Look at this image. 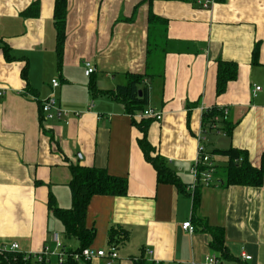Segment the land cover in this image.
Listing matches in <instances>:
<instances>
[{"label":"crops","instance_id":"0c3cea01","mask_svg":"<svg viewBox=\"0 0 264 264\" xmlns=\"http://www.w3.org/2000/svg\"><path fill=\"white\" fill-rule=\"evenodd\" d=\"M54 1L0 0V85L7 88L0 99V254L56 249L53 232L65 249L78 247L64 237L48 199L71 206L70 166L79 165L104 168L127 183L124 195H93L85 216L95 229L91 247L108 248L112 227L126 232L125 239L116 232L118 257L79 264H199L212 253L222 264H264V180L259 187L223 185L214 175L211 184L189 188L200 135L216 171L228 160L220 150L230 148L259 165L264 0H216L209 8L187 0H67L60 53ZM86 60L95 67L90 76ZM220 61L235 63L236 76L218 94ZM131 74L143 76L144 109L161 112L159 120L129 113L117 87ZM49 94L81 114L45 119L40 103ZM212 107L228 109L230 134L219 123L203 128L202 113ZM143 136L178 184L157 180L138 143ZM187 220L192 233L182 227ZM207 227L222 230V252ZM13 242L18 250L2 251ZM242 251L251 258L243 260ZM50 264H57L54 256Z\"/></svg>","mask_w":264,"mask_h":264},{"label":"trees","instance_id":"16d2710c","mask_svg":"<svg viewBox=\"0 0 264 264\" xmlns=\"http://www.w3.org/2000/svg\"><path fill=\"white\" fill-rule=\"evenodd\" d=\"M192 1L193 0H187ZM67 12V0H55L53 8V19L56 28V41L58 52L62 48L65 36V19ZM153 21L154 16L149 17ZM256 54L254 49L253 55ZM24 71L22 70V76ZM236 76V64L232 62L218 63L216 91L221 93L224 91L226 83L234 79ZM129 82L123 86L117 87V93L123 96L125 104L130 107L131 115L143 111L147 103V87H141L142 75L131 74ZM139 91L141 94L139 95ZM220 116L218 121L215 117ZM221 124V129L226 134H230L232 125L226 118H223L221 110L216 107L205 110L202 113V126L204 129H212L213 124ZM143 129V128H142ZM145 158L153 165L157 173L159 182L178 184L176 175L165 166L163 159L155 153L154 148L148 143L143 136L138 141ZM216 151V150H215ZM221 153L228 156V160L224 168L215 172V176H220V182L223 185H243L259 187L264 180V151L261 153L258 166H253L246 155V152L230 148L220 150ZM71 179L69 182L71 190V206L69 208H61L56 205L53 197L48 199V209L52 215L56 217L63 225V234L66 238H73L78 241V247L68 251L79 252L83 248L89 246L95 238V229L88 228L85 225V216L87 206L93 195H124L127 191L126 179L120 176H114L108 173L104 168L70 166ZM198 204L197 196L193 197V205ZM212 234L211 245L218 251H223V235L219 228H209ZM121 232L123 239L126 238V232L115 227L110 228L108 233V244L117 246L118 240L116 232ZM135 264H145L140 259H134ZM0 264H39L32 260H23L21 254L3 253L0 254ZM63 264H79L78 261L67 257Z\"/></svg>","mask_w":264,"mask_h":264},{"label":"built area","instance_id":"2783aa9c","mask_svg":"<svg viewBox=\"0 0 264 264\" xmlns=\"http://www.w3.org/2000/svg\"><path fill=\"white\" fill-rule=\"evenodd\" d=\"M194 4L201 8H209L213 5L216 0H193ZM84 74L86 76H90L95 67L92 62L86 60L84 62ZM51 85L53 88L58 86V81L56 79L51 80ZM260 90V86L256 85L252 89V94L255 95L257 91ZM7 88L5 86L0 85V99L6 94ZM93 106V102L88 104V108ZM40 108L43 113V117L45 119H66L69 116H79L81 112L79 111H71L61 108L57 104L56 97L53 94H49L44 100L40 103ZM218 110H221L223 118H227L228 109L226 107H216ZM140 117H148L153 118L155 120H159L162 117V113L155 111L153 108L144 109L141 112ZM220 116L215 117V121H218ZM214 129L217 128V124H213ZM191 173L193 176V181L189 185L191 192L196 189L198 185H209L212 183L216 171V165L212 159V153L208 151L205 143L204 136H198L197 138V146H196V156L191 168ZM182 227L184 230H187L189 233H192L194 230V226L191 224L190 220H187L182 223ZM53 242L56 245V249H51L49 246H43V248L39 251L34 252H23L20 253L22 255L23 260H32L39 264H50L51 256H54L57 264H63L67 257L74 259L75 261H91L94 258L104 257L110 263L112 260L118 257L117 248L114 245H110L107 250L94 248L91 246H87L83 248L79 252L68 251L65 249L60 242V235L57 232L52 233ZM18 250V244L13 242L9 247L2 249L3 252H14ZM148 253H151V250H147ZM241 258L243 260H249L251 258L250 255L241 252ZM181 264V263H176ZM189 264H196L191 262ZM199 264H222V260L220 257L214 253L207 254L203 261Z\"/></svg>","mask_w":264,"mask_h":264},{"label":"water","instance_id":"95a60500","mask_svg":"<svg viewBox=\"0 0 264 264\" xmlns=\"http://www.w3.org/2000/svg\"><path fill=\"white\" fill-rule=\"evenodd\" d=\"M141 94V92L139 91V95Z\"/></svg>","mask_w":264,"mask_h":264},{"label":"rangeland","instance_id":"374dc122","mask_svg":"<svg viewBox=\"0 0 264 264\" xmlns=\"http://www.w3.org/2000/svg\"><path fill=\"white\" fill-rule=\"evenodd\" d=\"M108 248H106L105 250H107Z\"/></svg>","mask_w":264,"mask_h":264}]
</instances>
